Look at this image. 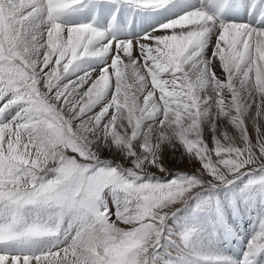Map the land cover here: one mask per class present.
<instances>
[{
	"label": "snow or ice",
	"instance_id": "snow-or-ice-1",
	"mask_svg": "<svg viewBox=\"0 0 264 264\" xmlns=\"http://www.w3.org/2000/svg\"><path fill=\"white\" fill-rule=\"evenodd\" d=\"M81 3L0 0V264H158L154 253L169 215L163 209L189 198L201 183L195 176L140 181L146 165L159 167V142L168 136L199 158L214 182L229 183L249 165L264 171V123L257 125L253 145L244 117L251 104L264 121L261 20L258 26L227 21L201 5L140 37L118 39L91 23L61 21ZM127 3L163 8L170 0ZM167 30L173 34H157ZM104 56L96 79L87 72L71 79L83 58ZM216 59L226 79L213 70ZM145 90L141 106L138 94ZM209 102L219 116L229 117L243 144L216 139L215 161L201 138ZM97 105L100 111L89 116ZM145 121L152 122L147 131ZM90 137L120 146L134 167L121 172L104 164ZM134 141L142 151L133 150ZM110 204L118 220L133 225L130 230L110 222ZM188 239V233L181 235L184 244ZM261 253L264 224L241 264H255Z\"/></svg>",
	"mask_w": 264,
	"mask_h": 264
},
{
	"label": "rangeland",
	"instance_id": "rangeland-1",
	"mask_svg": "<svg viewBox=\"0 0 264 264\" xmlns=\"http://www.w3.org/2000/svg\"><path fill=\"white\" fill-rule=\"evenodd\" d=\"M186 2L190 4L189 8H191L193 7L195 0H186ZM232 3L233 5L226 13L229 15L225 16V18L223 19L227 21H236L257 26L256 23L252 22L251 20H245L246 7L249 3V0H234V2ZM206 6L211 10L210 11L208 9L210 12H215L217 4L207 2ZM184 27L186 29H190L191 25H184ZM178 30L179 26L176 31ZM158 33L162 35H171L173 34V30L158 31ZM215 39V36L212 37L213 44L215 42ZM137 48L138 45L134 47L136 52L138 51L136 53V56L138 57L139 50ZM211 51L212 49L210 47L207 50V55L209 57L211 56ZM214 64L215 67L213 70L215 71L216 75L221 79H226V74L223 73L218 59L214 61ZM167 77L168 76H165L166 79ZM64 80L66 81L67 79H63L62 83L64 82ZM128 83L131 84L130 81ZM149 86L151 88L150 83ZM134 89L135 88L133 87L131 91L135 92ZM144 93L147 94V91ZM144 93L138 94V102L140 101L139 104L141 103V106H143V99L141 100V98H144ZM203 94L204 93H202V95ZM227 98L230 99V95ZM207 108L208 110H210V114L208 115V117L211 119V121L208 120L203 122L202 120H200V126L204 127V124L208 122H214V125L211 128H202L204 130H201V138L204 140L205 144L211 151L212 160L215 161L217 159L214 151L216 146V139H219L221 143L231 142L237 144L238 146H243V144L241 142V135L239 130L236 129L234 125H232L229 117L219 116L217 114L215 105L211 102H209ZM206 110L207 109H205L204 111ZM110 111L113 110L110 109ZM244 117L246 119V128L248 131L249 139L253 145H256L258 139L256 127L258 124L264 123V121H260L257 119L256 107L255 105L251 104L245 110ZM75 125L76 124L74 123V126ZM121 131H123V129H121ZM128 132L130 135V128H128ZM225 135H227L229 140H225ZM140 143H143L142 137L140 138ZM92 144L97 151L99 159L104 164L115 167L121 172H127L128 169L134 167V165L132 164V158L129 157L120 146H117L114 143H110L111 145L108 149L109 154L105 155V153H103L104 155H102L94 146L96 144ZM133 144L134 151H142V149H140L139 147V144H137L135 141L133 142ZM163 144L166 145V149L162 148L160 145V148L158 147L159 167L153 164L146 165L144 173L142 172L139 178L140 181L166 183L181 176H195L200 178L201 183L196 189L193 190L189 198L179 201L174 205L163 209V211L169 212V215L167 216L166 222L163 226V234L160 239L159 246L154 253L158 264H168L169 261H172L173 264H200V262L203 263V260L207 259V257L200 254L205 253V248L202 246L203 250H199V254L196 250V245L201 244L199 243L200 240H202L200 238L204 236H206V239H214V241L217 243V246L222 250L221 253L224 258L226 256H230L231 260H234H232V262L238 264V260H236V258H241L242 256L235 255L236 257L233 258V254L230 253V250H233L235 252L234 248H232L233 241H230L231 243H225L223 246L219 244V242H221V239H223V235L227 237L226 231L229 232L225 228L226 219L224 220V212L228 208L223 204H229L230 207L235 208V204H237L236 201L238 203H240L241 201L246 208L248 207V210L253 205L257 207V205L259 204L260 206H262V208H264V171H261L258 166L254 167L252 165H249L245 169H243L237 177H233L231 179V182L229 183L214 182L212 177L203 171L202 163L199 158L195 157L193 154L188 153L186 148L180 141L177 143L166 140L165 142H163ZM254 150L256 151L257 155H259L258 147H256ZM65 154L73 155L70 150H67ZM201 174H203V176H201ZM129 208L131 213V210L135 208V204H130ZM262 213V220L264 221L263 210L262 212L256 213V218L254 217V221L256 223L255 225L252 224L253 226L251 225V223L249 225V219L247 215L246 218L248 220H244L242 218L240 220V223L236 222L234 224L236 228V231L233 232L234 237L237 236L240 243L238 252L244 250L245 253L246 249L248 248L247 246L249 245L247 243V238L251 240V238H253L261 230L259 228H261L264 222L260 224L258 219L261 217ZM109 219L110 222L115 223L117 227L126 231L130 230L133 226L117 219L114 204H110ZM226 223L229 226L227 220ZM136 226H138V224ZM184 233L189 234L187 244H184L181 240V235ZM72 234L74 235L75 233L73 232ZM242 234L245 235L244 238ZM230 240H232V238ZM234 245L238 246L235 242ZM255 264H264V253L259 255V259H257Z\"/></svg>",
	"mask_w": 264,
	"mask_h": 264
},
{
	"label": "bare ground",
	"instance_id": "bare-ground-1",
	"mask_svg": "<svg viewBox=\"0 0 264 264\" xmlns=\"http://www.w3.org/2000/svg\"><path fill=\"white\" fill-rule=\"evenodd\" d=\"M238 12V11H237ZM240 17V16H239ZM64 24H68V23H65L63 22ZM68 25H71V24H68ZM169 31V30H168ZM159 34V33H157ZM159 35H162V34H159ZM121 37L123 39H130L131 36L129 35H126V34H122ZM150 43L155 46V41H150ZM138 49V48H137ZM139 50V49H138ZM138 52V51H137ZM136 50L133 49V54L134 56H136ZM139 56V55H138ZM107 61V57L104 56V57H92V58H83L81 61H79L80 63H77L75 65V68H74V71L70 72V75H72V79H75V76L77 75H82L83 73H89L92 77V79H96L97 78V75L99 73V69H101L104 65V63ZM110 63V61H109ZM125 63H127V60L125 58ZM168 78V77H167ZM129 81L131 82V84H134V81L132 79H129ZM128 81V82H129ZM68 83V80H64V82L62 84H67ZM149 83H150V80H149ZM110 84L113 86L112 87V90L114 91V77L110 80ZM151 84V83H150ZM90 86V82L89 84H86L83 88V90H87V87ZM71 87V86H70ZM135 88V87H134ZM150 86L148 85V89L147 90H150ZM132 90V89H131ZM135 90V89H134ZM147 90H145L144 92H146ZM142 92V93H144ZM146 95V93H144V96ZM157 95L159 96V93H157ZM156 95V97H157ZM143 98H141L142 100ZM140 102V101H139ZM143 102V101H142ZM101 103H103V101H101ZM141 104V103H140ZM207 110L206 111H203L202 112V115H201V120L203 122L205 121H211V119L208 117V115L210 114V110H208V108H206ZM210 109V108H209ZM100 111V105H97L95 108H93L92 112L88 113V115H93L95 114L96 112H99ZM207 112V113H206ZM14 114V113H13ZM8 118H11V117H8ZM75 124H78L79 121H75L74 122ZM152 122L151 121H145L144 122V125H143V130L144 131H147V127L149 124H151ZM205 123L204 127L205 128H211L213 125H214V122L212 123ZM125 124H126V121H125ZM201 127V130H204ZM91 138V137H90ZM92 139V143L96 144L94 145L96 147L97 150H99V152L104 155L103 153H105V155L109 154L108 152V149H109V146L111 145L110 142H106L104 141L103 139H100V138H91ZM173 141V142H179L178 139H175L173 136H168L166 139H163V140H160L159 142V145L166 149V145L163 144V142L165 141ZM154 144L156 143V139L155 137H153V141H152ZM160 148V147H159ZM162 149V150H164ZM239 199V198H238ZM229 203V202H228ZM237 204L235 208L233 207H230L229 204H223L225 207H227L228 209L225 210L224 212V220L226 219L229 226L227 225L226 223V220H225V228L229 231L227 232V237H225L223 235V239H221V242H219V244L221 246H223L225 243H228L230 241H233L232 243V248H234L235 250V253L238 252V248H239V238L237 236L234 237V233L236 231V228L234 226V224L236 222H239L240 223V220L243 218L244 220H248L249 219V225L251 223L255 225V218H256V213H259V212H262L264 210V208H262V206L257 205V207L255 205H251L252 207L249 208V210L245 207V205L240 201V203H238L236 201ZM250 204V203H249ZM248 210V211H247ZM252 212V213H251ZM254 212V213H253ZM246 215L248 216V219L246 218ZM262 215L263 213L261 214V217L258 219L259 220V223L262 224L264 221L262 220ZM255 217V218H254ZM258 224V223H257ZM220 226V225H219ZM253 226V225H252ZM259 227V226H258ZM261 229V228H259ZM243 235V238L245 237L244 234ZM232 238V240H230ZM238 238V239H237ZM202 240H200L199 243L201 244H198L196 245V250L198 251V253L200 254L199 250H203L202 246L205 248V253H202L200 255L202 256H205L207 257V259L203 260V263L200 262V264H237L235 262H232L231 260V257L230 256H226L225 258L223 257L222 255V250L217 246V243L214 241L213 238H209V239H206V236L200 238ZM253 238H251L252 240ZM250 239L247 238V243L249 244V242L251 241ZM199 241V240H198ZM234 242L238 245V246H235L234 245ZM231 243V242H230ZM229 243V244H230ZM248 247V246H247ZM230 257V258H229ZM236 257V256H234ZM259 259V258H258ZM211 260H214V261H211ZM205 261V262H204ZM226 261V262H225ZM234 261V260H233Z\"/></svg>",
	"mask_w": 264,
	"mask_h": 264
}]
</instances>
